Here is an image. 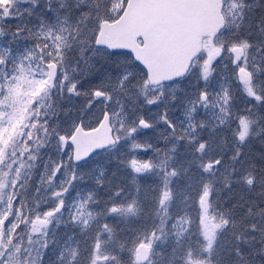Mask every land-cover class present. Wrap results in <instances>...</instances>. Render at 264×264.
Instances as JSON below:
<instances>
[{
	"label": "rangeland",
	"instance_id": "1",
	"mask_svg": "<svg viewBox=\"0 0 264 264\" xmlns=\"http://www.w3.org/2000/svg\"><path fill=\"white\" fill-rule=\"evenodd\" d=\"M127 2L0 0V58L5 61L0 68L3 88V95L0 91V111L3 112L0 113L3 114L0 115V264H42L46 252L55 255L53 239L61 228L57 224L69 219L81 230H87L90 215L86 201L89 198L80 197V192H91L94 199L93 192H99L106 183L115 179L132 188L129 197L137 196L135 189L151 190L147 186L149 175L155 187L166 179L168 186L162 192L170 191V198L159 203V224L155 232L141 241L151 244L158 238L163 246L165 242L175 246L181 242H186L185 246L190 242L196 243L187 252L186 264H190V254L192 260L211 264L206 257L210 252L206 249V233L212 235L215 243L220 229L232 228L231 236L226 233L222 240L225 247H230L228 238L233 239L232 236L248 227L249 221L243 213L238 221L225 205L229 196H224L223 191H228L227 178L231 166L218 164L216 153L220 148H227L228 155L232 156L244 151L239 156L243 161L250 152V142L256 147L264 145L260 141L264 136V102L249 95L246 86H240L237 75L242 66L250 69L255 75V82L250 86L256 94L264 96V37L260 42L255 36L256 29L248 35H240L239 31L243 27L252 28L254 17L250 13L242 15L244 6L237 5L228 11L232 29L223 41L229 44L230 53L223 63L213 68L207 60L199 62L193 68V78L151 88L147 76L130 55L111 54L95 47L102 22L119 17ZM245 44L244 60L234 69L231 50L236 45ZM52 63L59 67L53 92L46 67ZM72 84L76 89L70 92ZM100 92L102 94L97 95ZM204 92H209L211 97L203 103L201 96ZM106 112L111 115L117 144L121 145L110 153L75 165L70 135L78 123L88 128L95 127ZM242 115L251 121L250 133H254V140H239V117ZM32 119L36 121L35 136L30 141V131L26 126ZM51 120L53 125L48 130L50 140L47 141L43 133L44 123ZM147 122L155 125L153 130L147 128ZM170 126L173 128L169 129ZM157 140L168 141L169 148L175 150L171 158L173 164L170 165L186 167L183 164L189 157L180 158L178 162L177 153L185 147L191 148L192 153L189 151L188 156L196 157L192 161L201 159L199 167L203 173L211 174L219 181L220 192L211 196V209L207 213L200 198L205 190L212 195L210 184L199 196H186L184 206H173L172 178H176L177 173L170 170L166 176V169L162 170L168 153L159 151L156 159L155 154L149 152L151 146L148 145ZM201 143L206 145L203 152L199 151ZM29 144H32L30 151ZM151 157L156 159L154 161L160 168L154 167L143 174L134 171L132 160L144 162L150 161ZM114 165L117 171L113 169ZM126 166L130 167L132 174L125 171ZM192 167L193 164L189 166ZM248 177L252 179L248 175L246 182ZM129 199L121 197L118 204L112 203L109 208L115 206L119 210L110 213L133 214L136 211L134 205H130L131 211L130 206H123ZM60 202L65 203L67 215L64 219L48 218L47 213ZM94 204L100 206L102 201L95 200ZM263 210L264 205L258 207V211ZM40 220L48 223L39 225ZM223 220H232L233 225L221 224L216 228L215 225ZM35 227H40V231H34ZM17 228L21 234L13 243L12 236ZM261 231L264 246V229ZM99 233L102 236L110 234L103 229ZM242 245L238 242L234 250ZM232 254L238 256L239 253L232 251ZM94 256L91 264L105 260L99 251Z\"/></svg>",
	"mask_w": 264,
	"mask_h": 264
},
{
	"label": "trees",
	"instance_id": "2",
	"mask_svg": "<svg viewBox=\"0 0 264 264\" xmlns=\"http://www.w3.org/2000/svg\"><path fill=\"white\" fill-rule=\"evenodd\" d=\"M44 124L46 126L43 133L49 141L50 132L48 130L52 128L53 120ZM254 137V133H249L246 140H254ZM174 139L175 134L173 135ZM260 141L264 142V136L260 138ZM152 142L153 144L148 145L151 146L149 152L152 155L155 154L156 159L159 151L168 153L167 161L164 162L162 169L163 171L166 169V176H169L170 170L177 173L176 178H172L171 192H173V201L175 202L173 206H184L186 196L193 194L199 196L204 187L209 184L212 196H216V192H220L219 181L214 179L213 175L203 173L199 167L202 163L201 159L193 162L192 160L196 157L188 156L189 151L192 153L191 148L185 147L177 153L176 161L178 162H180V158L189 157L186 159L188 161L183 164L186 167H175L170 165L173 164L171 158H173L172 154L175 153V150L169 148L168 141L157 140ZM249 146L250 152H247V157L243 161L239 156L244 154V151L232 156L228 155L227 148L223 150L220 148L216 153L221 166L226 164L231 166L227 178L228 191H223L224 196H229L225 205L238 221L241 220L243 213L249 222L247 229L232 236L233 239L228 238L230 247H225L222 240L226 233L231 236L232 228L220 229L218 241L213 243L212 249L206 255L211 264H264L263 234L261 231L264 229V210L258 211V207L264 205V191H260V188H264V145L260 144L256 147L253 142H250ZM230 150L233 153L236 152L234 148ZM110 152L107 151L105 154ZM156 159L151 157L150 162L155 167L160 168L159 163L154 161ZM192 164L193 167L189 168ZM113 169L117 171V166L114 165ZM125 171L132 174L129 166H126ZM248 175L252 176L253 184H247L245 181ZM147 184L151 188L150 191L143 192L141 189H135V192H138L137 196L130 197L129 190L132 191V188L126 182L116 179L106 183L99 192H93L94 199L91 192H80V197L89 198L86 201V209L90 215L87 230H81L76 223L69 222V219L64 220L62 224H57L56 226H61V228L55 232L53 239L55 255L46 252L42 264H91L95 252L98 251L105 257L104 262L100 264H134L133 248L144 237H151L157 229L162 191L166 190L168 186V182L164 179L159 182V187H155L151 175L148 176ZM121 197L130 198L123 206L134 205L136 211L133 214L126 216L110 213L109 207L112 203L118 204ZM95 200H101L102 204L96 206ZM228 221L227 225H233L232 220ZM252 225L256 226L255 229ZM102 229L110 232V234L102 236L99 233ZM153 242L151 243L154 250L152 264H186L187 252L196 245V243L190 242L188 246H185L186 242H181L179 246H175L165 242L163 246L162 240L158 238L154 239ZM238 242H242L243 245L238 250H234V245ZM232 251L239 253L238 256H233Z\"/></svg>",
	"mask_w": 264,
	"mask_h": 264
},
{
	"label": "water",
	"instance_id": "3",
	"mask_svg": "<svg viewBox=\"0 0 264 264\" xmlns=\"http://www.w3.org/2000/svg\"><path fill=\"white\" fill-rule=\"evenodd\" d=\"M222 6L223 0H130L117 21L102 23L96 45L132 53L147 70L152 86L170 83L186 76L201 52L203 38L216 36L225 26ZM240 58L241 53H236V63ZM51 68L53 84L56 68ZM242 75L239 79L245 83ZM70 142L76 163L115 144L109 115L95 129L86 130L80 124ZM207 204L209 210V198ZM201 205L204 208L203 200ZM150 256L139 263L146 264Z\"/></svg>",
	"mask_w": 264,
	"mask_h": 264
},
{
	"label": "snow or ice",
	"instance_id": "4",
	"mask_svg": "<svg viewBox=\"0 0 264 264\" xmlns=\"http://www.w3.org/2000/svg\"><path fill=\"white\" fill-rule=\"evenodd\" d=\"M247 45H243L241 47V49H238V51L242 50L243 48H246ZM239 73H243V75L241 76L242 79H244V82H245V85H246V90L248 91L249 95L253 96L257 101H261V102H264V96H261V95H258L254 92L253 88L250 86V81L252 79V74L250 72L247 71L246 68H241L238 70ZM207 74V72H206ZM76 89V85L75 84H72L71 87L69 88V91H74ZM97 95H100V93H97ZM239 124H240V130L238 132V137H239V140L241 142L245 141L250 133V124H251V121L250 119L247 117V116H240L239 117ZM206 145L205 143H201L199 145V151L203 152L204 149H205ZM131 166L132 168L134 169V171L138 174H143L145 172H150L154 167L155 165L150 162V161H144V162H141V161H137V160H132L131 161ZM207 167H211V165H208ZM247 182L249 184H251L253 181L251 179V177H248L247 178ZM170 191H165L163 193V199L161 200V203H163L164 200H167L170 198ZM209 198V192L207 190H205L203 193H202V197L201 199L203 200L204 202V210H205V213H207V210H208V204H207V200ZM118 207H112L109 211L110 212H116L118 211ZM132 208L131 206L129 207V211H131ZM48 223L47 220H40L39 221V225H46ZM87 223V222H85ZM229 223L228 220H223L221 221L220 224H216L215 227L216 228H220L221 227V224L223 225H227ZM189 225H190V221H189ZM105 227H107V225H105ZM253 229H255V225H252ZM34 231H37L39 232L40 231V227H35L33 229ZM207 236V239H208V243H207V246H206V249L207 250H211L212 247H213V237L211 234H208L206 233L205 234ZM45 247H47V245H45ZM150 250H151V244L150 243H146L145 241H138L137 244L135 245V247L133 248V253H134V256H135V261H134V264H139V262L141 261H144L145 259H147L149 256H150ZM189 259H190V264H204L203 261H198V260H192L191 259V254L189 255ZM95 264V262H94Z\"/></svg>",
	"mask_w": 264,
	"mask_h": 264
},
{
	"label": "flooded vegetation",
	"instance_id": "5",
	"mask_svg": "<svg viewBox=\"0 0 264 264\" xmlns=\"http://www.w3.org/2000/svg\"><path fill=\"white\" fill-rule=\"evenodd\" d=\"M237 5L239 6H244L245 8L243 9V13L242 15L246 16V13H250L252 17H254V26L252 28H239L240 31V35L241 34H251V32H255V29L257 30L255 36L259 37V41L262 42L263 39L262 37H264V0H254L252 3L249 2V0H244V1H235V0H225L224 3V12L225 15L227 13L228 15V11L229 10H233ZM251 5H254V8H252ZM240 8V7H239ZM253 9V10H251ZM225 30V31H224ZM223 32L215 37V38H207L204 40V49L203 52L201 53L199 59H197V64L200 62V64L203 61H208L210 63H212V65L214 66L213 68H215L216 65H219L220 62L223 63L229 56L228 53H230V49H229V44H226L223 39L226 36V32L229 29H224ZM221 38V40L219 42H216L217 40H219ZM254 41V40H252ZM9 46H11V44H9ZM237 47H242L240 45H236L232 48L231 53L235 54V50L237 49ZM237 53H241V58L240 61L236 64L237 66L234 65V69L238 68L241 64V62H243L244 60V55L242 58V50L238 51L236 50ZM244 51V48H243ZM4 60L3 58H0V68L1 66L4 64ZM244 66L240 67L239 69L243 68ZM246 68V67H245ZM238 69V70H239ZM238 70H237V74H238ZM195 76V75H194ZM240 84V82H239ZM240 86L244 87L246 85H242L240 84ZM0 88L2 89V85L0 84ZM199 88V87H198ZM202 89V88H201ZM1 96V94H0ZM211 97V94L209 92H204V94H202L201 96V101L204 103L207 101V99H209ZM0 113H3L0 111ZM3 115V114H0Z\"/></svg>",
	"mask_w": 264,
	"mask_h": 264
}]
</instances>
